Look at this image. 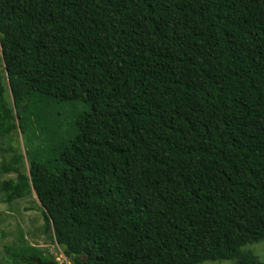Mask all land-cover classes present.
Here are the masks:
<instances>
[{
	"label": "trees",
	"instance_id": "16d2710c",
	"mask_svg": "<svg viewBox=\"0 0 264 264\" xmlns=\"http://www.w3.org/2000/svg\"><path fill=\"white\" fill-rule=\"evenodd\" d=\"M0 139L73 264H262L264 0H0Z\"/></svg>",
	"mask_w": 264,
	"mask_h": 264
},
{
	"label": "rangeland",
	"instance_id": "374dc122",
	"mask_svg": "<svg viewBox=\"0 0 264 264\" xmlns=\"http://www.w3.org/2000/svg\"><path fill=\"white\" fill-rule=\"evenodd\" d=\"M14 143L23 157L19 170L27 174L29 168L27 155L35 148L36 143L30 141L29 144H25L20 133L14 136ZM5 148V143L0 139V264H17L15 256L31 248L48 263L73 264V261L65 256L63 249L45 234L43 217L35 194L32 193L23 199L5 201L3 184L16 178L15 174H6L1 170L2 162L7 161L8 158ZM242 251L254 255L264 264V241L246 246ZM204 264H234V262L219 261Z\"/></svg>",
	"mask_w": 264,
	"mask_h": 264
},
{
	"label": "water",
	"instance_id": "95a60500",
	"mask_svg": "<svg viewBox=\"0 0 264 264\" xmlns=\"http://www.w3.org/2000/svg\"><path fill=\"white\" fill-rule=\"evenodd\" d=\"M29 262H30V263H33V264H42V263L40 262V260H38V259H30ZM85 262H86V259H83V260H82V263L85 264ZM48 264H50V263H48Z\"/></svg>",
	"mask_w": 264,
	"mask_h": 264
},
{
	"label": "flooded vegetation",
	"instance_id": "af4514ba",
	"mask_svg": "<svg viewBox=\"0 0 264 264\" xmlns=\"http://www.w3.org/2000/svg\"><path fill=\"white\" fill-rule=\"evenodd\" d=\"M42 264H48V262H45V263H42ZM50 264H52V263H50Z\"/></svg>",
	"mask_w": 264,
	"mask_h": 264
}]
</instances>
